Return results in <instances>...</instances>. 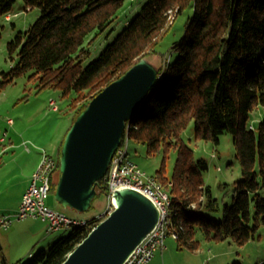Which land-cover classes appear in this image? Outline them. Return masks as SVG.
<instances>
[{"label":"trees","instance_id":"trees-1","mask_svg":"<svg viewBox=\"0 0 264 264\" xmlns=\"http://www.w3.org/2000/svg\"><path fill=\"white\" fill-rule=\"evenodd\" d=\"M24 1L38 7L40 15L8 43V53L13 58L17 52L18 61L1 73L0 91L32 72L30 76L39 78L40 86L61 91L68 100L66 106L75 110L72 123L97 92L140 59L160 54L157 47L175 18L192 10L182 38L174 45L176 58L164 67L149 60L157 67L159 80L127 122L123 143L129 136L146 144L149 153L161 145L176 149L171 178L163 168L155 176L171 194L179 245L196 249L197 228L208 240L230 239L242 245L253 239L259 225L264 226V117L256 126H247V121L256 107L264 105V0H147L86 66L83 62L90 56L86 42L92 43L109 29L125 0ZM14 2L0 0V17L9 19ZM191 121L197 138L219 141L225 132L234 135L243 177L235 182L233 201L224 204L221 218L208 215L221 210L220 200L204 186L202 175L209 168L208 161L195 159L194 151L180 137ZM2 136L0 163L7 147ZM104 179L97 183L91 206L99 195L107 196ZM56 184L53 178V194ZM92 228H72L27 264H61Z\"/></svg>","mask_w":264,"mask_h":264},{"label":"rangeland","instance_id":"rangeland-1","mask_svg":"<svg viewBox=\"0 0 264 264\" xmlns=\"http://www.w3.org/2000/svg\"><path fill=\"white\" fill-rule=\"evenodd\" d=\"M146 2L147 0H125L109 29L98 35L92 43H89V40L86 42L90 56L84 60L83 66L100 55L128 22L142 10ZM174 14L167 25L169 27L175 17ZM39 15L38 7H29L24 0H15L9 19L3 15L0 17V77L3 71L10 70L11 65L18 61L17 52L13 54V58L8 53V43L19 31H26ZM191 15V9L178 14L157 47L161 55L152 54L149 60L157 66L164 67L169 59L176 58L178 52L174 45L182 38L186 22ZM31 73L19 76L0 91V133L1 135L6 133L5 144L8 148L13 142H20L25 148V152H20L18 148V150H4L1 153L0 215L18 210L23 194L30 183L26 177L30 163L34 161V157L38 158L34 153L38 148L40 149L38 145L47 143L51 146L50 148L52 146L60 148L59 145L65 138L76 114L75 110H70L66 106L68 100L62 97L60 90L51 86H40L39 78L30 76ZM52 98L57 101L59 110H54L50 105ZM263 117L264 105H261L251 112L247 126H256ZM9 119L13 120L12 124L9 123ZM193 123L194 121L189 123L180 137L194 151L195 159L205 158L208 161L209 168L203 171L202 175L205 180L204 186L209 187L212 196L218 198L221 203L219 212L208 215L221 218L224 204H230L233 201L235 182L243 177V167L237 154L234 135L232 132H225L219 135V141L197 138L194 137L195 124ZM25 144L29 146L31 152L26 149ZM54 150L51 149L53 154L58 156L59 150L58 152ZM175 150L174 147L166 150L165 146L161 145L158 151L149 153L146 144L130 139L128 153L148 174L155 175L159 169L163 168L166 177L171 178L177 160ZM54 178L58 180V174H55ZM93 202L89 210L78 212L72 208H63L53 192L47 199V204L51 208L64 211L71 216L89 219L103 214L107 197L101 194ZM98 218L100 222L102 217ZM33 223L46 227V235L41 240L37 237L39 233L34 234ZM47 227L46 221L32 218L15 221L8 229L0 227V264H27L38 251L48 249L56 240L72 232L70 228L50 233ZM195 240H198V246L192 249L179 245L177 239L169 237L166 240V248L155 252L146 264H264V226L262 224L257 228L255 237L242 245L230 239L208 240L199 228L195 233Z\"/></svg>","mask_w":264,"mask_h":264},{"label":"water","instance_id":"water-1","mask_svg":"<svg viewBox=\"0 0 264 264\" xmlns=\"http://www.w3.org/2000/svg\"><path fill=\"white\" fill-rule=\"evenodd\" d=\"M157 67L140 59L89 101L63 140L54 196L63 208L90 209L97 183L105 177L122 143L127 122L142 107L159 80ZM114 209L91 229L61 264H124L156 228L160 210L132 187L113 192Z\"/></svg>","mask_w":264,"mask_h":264},{"label":"built area","instance_id":"built-area-1","mask_svg":"<svg viewBox=\"0 0 264 264\" xmlns=\"http://www.w3.org/2000/svg\"><path fill=\"white\" fill-rule=\"evenodd\" d=\"M50 105L54 110H59V105L55 99L50 100ZM12 124L13 120L9 119ZM128 129V127H126ZM6 133L1 140H5ZM129 136L114 152V155L108 166L105 175V181L108 186L107 204L102 220L114 209L112 195L119 187H132L147 195L160 210V218L148 236L136 247L131 256L127 258L124 264H146L158 250L166 248V240L169 237L178 238V228L172 220V198L169 190L153 174H148L141 169L136 161L130 156ZM27 150L29 146L25 144ZM59 156L48 153L45 149L41 152V159L31 175L30 183L25 190L20 206L14 213H4L0 215V227L8 229L15 221H21L28 218L41 219L47 222V231H58L62 229H72L76 226L95 227L99 222L96 216L89 218H80L67 214L64 211L49 207L47 199L53 190V178L59 165ZM171 186L172 183L170 182ZM104 216V218H103ZM95 219V222H91Z\"/></svg>","mask_w":264,"mask_h":264},{"label":"crops","instance_id":"crops-1","mask_svg":"<svg viewBox=\"0 0 264 264\" xmlns=\"http://www.w3.org/2000/svg\"><path fill=\"white\" fill-rule=\"evenodd\" d=\"M9 141H11V140H9ZM6 142V141H5ZM12 142V141H11ZM22 142V141H21ZM24 142V141H23ZM39 147H40V149L41 148H44L48 153H50V154H53V152L51 151V149H55L54 151L56 152L57 150H59V148L57 147V148H54L53 146H52V148H50L51 146L49 145V144H40V145H38ZM18 148H20V152L21 151H23V152H25V148L24 147H22V144L20 143V142H13V144L11 145V146H9V148H8V146L6 147V149L5 150H11V149H16V150H18ZM39 148H38V150L37 151H34V153H36L35 155L38 157V158H36V157H34V161L33 162H31L30 164H31V166H30V169L28 170V172H27V175H26V177H27V180L30 182V180H31V175H32V173H33V171L35 170V168L37 167V165H38V163H39V161H40V159H41V152H42V150H40ZM27 151V150H26ZM29 151V150H28ZM27 151V152H28ZM32 150H30L29 152H31ZM54 152V153H55ZM58 152V151H57ZM53 155H56V154H53ZM29 165V164H28ZM27 165V166H28ZM29 185V184H28ZM33 219V218H32ZM35 220H38V219H35ZM36 226V227H35ZM32 229L34 230V234H38L37 235V237H39L40 238V240L46 235L45 234V230H46V227H41L40 225H38V224H35V223H33V227H32ZM36 236V235H35Z\"/></svg>","mask_w":264,"mask_h":264}]
</instances>
